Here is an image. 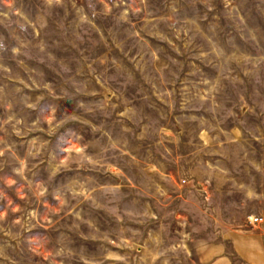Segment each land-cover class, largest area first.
Instances as JSON below:
<instances>
[{
	"label": "rangeland",
	"instance_id": "1",
	"mask_svg": "<svg viewBox=\"0 0 264 264\" xmlns=\"http://www.w3.org/2000/svg\"><path fill=\"white\" fill-rule=\"evenodd\" d=\"M256 224L264 0H0V264H246Z\"/></svg>",
	"mask_w": 264,
	"mask_h": 264
},
{
	"label": "crops",
	"instance_id": "2",
	"mask_svg": "<svg viewBox=\"0 0 264 264\" xmlns=\"http://www.w3.org/2000/svg\"><path fill=\"white\" fill-rule=\"evenodd\" d=\"M255 226L261 229L254 230L255 227L248 232H229L225 235L233 253L246 264H264V230L258 224ZM209 264H232L224 251V245H217V251H213Z\"/></svg>",
	"mask_w": 264,
	"mask_h": 264
},
{
	"label": "built area",
	"instance_id": "3",
	"mask_svg": "<svg viewBox=\"0 0 264 264\" xmlns=\"http://www.w3.org/2000/svg\"><path fill=\"white\" fill-rule=\"evenodd\" d=\"M258 220H259V218L254 217V218L250 219V222H257Z\"/></svg>",
	"mask_w": 264,
	"mask_h": 264
}]
</instances>
